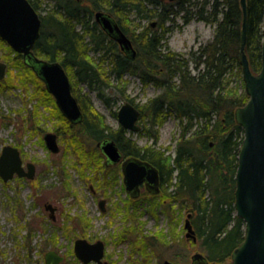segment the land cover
<instances>
[{
    "label": "trees",
    "instance_id": "obj_1",
    "mask_svg": "<svg viewBox=\"0 0 264 264\" xmlns=\"http://www.w3.org/2000/svg\"><path fill=\"white\" fill-rule=\"evenodd\" d=\"M49 1V5H43V0H29L41 18L40 36L32 48L34 55L59 61L68 71L70 80L73 77L76 82L87 83L105 106L110 107L113 116L116 115V100L111 101V97L119 85L106 81L107 69L117 78L129 72L140 77L144 84L152 82L159 88V93L141 105L135 103L140 110V121L144 122L140 132L152 140L151 144L140 146L121 126L108 125L103 114L92 105L90 96L74 86L72 93L82 108L83 118L80 123L73 124L62 115L40 78L24 63L22 54L10 46L15 52L7 63L10 74L0 80V85H13L11 64L19 69L22 67L26 75L18 76L20 86L28 91L27 83H31L33 92L30 96L38 98L31 120H39V105L48 108L50 116L61 120L63 125L55 124L56 132L61 129V138L77 145V152L81 154L76 157L74 166L78 169L82 166L81 169L90 167L95 171L104 165L107 170L117 171V167L106 165L104 155L98 149L97 142L106 138L113 139L124 155L144 158L158 168L160 192L148 193L150 198H158L162 204L167 199L169 211L176 204L187 215L189 213L196 241L206 259L220 264L226 262L244 234L243 219L236 216L234 207L235 172L244 131L234 120V112L248 97L244 91L236 94L229 87L233 75L243 85L239 61L243 13L239 0ZM245 2L247 37L244 52L251 71L257 73L261 68L264 38V0ZM93 9L112 13L132 40L136 50L134 58L124 57L117 42L108 38L97 23H91ZM129 12L138 14L148 23L138 32L131 30L123 23ZM179 14L184 22L196 18L213 26L211 40L187 53L169 48L167 37L176 27L173 22ZM150 21H156V25L151 26ZM89 51L98 52V59L108 58V68L99 67ZM120 94L126 101L134 103L133 98L125 94L124 87H120ZM47 103H50L49 107ZM169 115H174L181 127L173 156L154 146L159 136L158 127ZM83 139L94 141L84 153L86 161L82 156L85 151ZM97 153L100 157L93 159ZM116 209L122 212L121 207ZM131 216L125 212L123 220L129 218L131 222ZM75 222L80 224L79 218ZM125 232L134 234L129 227Z\"/></svg>",
    "mask_w": 264,
    "mask_h": 264
},
{
    "label": "rangeland",
    "instance_id": "obj_2",
    "mask_svg": "<svg viewBox=\"0 0 264 264\" xmlns=\"http://www.w3.org/2000/svg\"><path fill=\"white\" fill-rule=\"evenodd\" d=\"M50 3L49 0H43V5ZM123 23L138 32L148 20L129 12ZM173 24L176 27L167 37L168 46L179 52L187 53L213 37V26L196 18L184 22L179 14ZM89 53L99 63V67L108 68V58L98 59V52ZM14 54L0 39V60L9 63ZM10 68L14 78L13 85L16 86L0 85V151L6 144L16 146L21 152L24 166L26 162L34 163L36 174L33 179L15 175L3 181L0 177V264H45L43 256L50 248L63 254L61 264H84L75 257L72 247L73 242L82 237L89 242L103 241L105 264H162L164 260H170L173 264H191L193 253L204 252L198 241L186 238L187 213L176 204L169 211L167 199L163 204L158 198L151 199L143 188L142 195L131 200L124 189L118 167L117 171L112 168L107 170L103 165L93 171L90 167L81 169L79 164V169L74 166L76 157L81 153L77 152L76 144L61 138L63 131L60 128L57 132L59 150L57 153L49 151L43 135L47 131L56 133V122L63 124L55 116H50L49 109L44 108V105L37 107L40 112L39 120H31L34 105L38 103L36 96H30L33 85L27 83L26 91L18 82L19 77L26 75L21 70L22 67L19 69L11 64ZM17 73L20 75L16 76ZM105 73L106 81L119 85L111 97V101L116 100V110L126 101L120 94V87H124L125 94L139 105L160 91L152 82L144 84L140 77L129 72L121 78L109 73V69ZM9 74L7 72L5 78ZM71 84L76 90L90 96L92 105L103 114L108 125L119 127L110 107L105 106L95 90L87 83L76 82L73 77ZM229 84L236 94L245 92L244 82L241 86L235 75L231 77ZM116 94L119 96L116 97ZM54 102L56 104L55 98ZM139 125L144 127V122L141 120ZM180 129L179 120L174 115L167 116L158 127L159 136L154 146L173 156ZM130 137L140 146L152 142L143 132H132ZM83 141L85 151L82 156L86 161L84 153L88 152L90 145H94V141ZM99 157L100 153L93 155V159ZM101 161L103 162L102 158ZM102 199L104 210L100 209L98 203ZM48 202L56 208L54 219L45 209ZM116 207H121L124 213L117 211ZM125 212L133 216L131 222L129 218L123 220ZM71 217L74 219H70ZM78 218L80 224L75 222ZM128 227L134 234L125 232ZM222 264H232V261L228 258Z\"/></svg>",
    "mask_w": 264,
    "mask_h": 264
},
{
    "label": "water",
    "instance_id": "obj_3",
    "mask_svg": "<svg viewBox=\"0 0 264 264\" xmlns=\"http://www.w3.org/2000/svg\"><path fill=\"white\" fill-rule=\"evenodd\" d=\"M241 3L243 18L240 42V66L244 82L247 102L237 106L234 120L239 124L244 136L238 151L237 168L235 172L234 207L238 218L243 219V240L233 248L230 255L232 264H264V38L261 47V68L253 73L249 67L248 57L245 55L246 41V2ZM95 18L100 22L102 29L117 41L121 50L134 57L136 50L132 40L114 21L109 13L97 11ZM154 23V22H153ZM152 23V25H153ZM41 18L29 0H0V38L18 54H22L24 63L29 66L36 76L44 83L47 91L55 97L56 104L65 118L72 123L82 120V110L78 100L72 94L69 75L60 62L41 59L34 55L32 48L40 36ZM7 63L0 60V80L7 72ZM140 112L137 107L128 101L121 104L117 111L120 126L137 131L140 126L136 121ZM46 147L53 153L59 150L57 134L47 131L43 135ZM105 156L108 164L118 163L121 159L119 148L113 139H103L97 144ZM125 190L131 197L139 195V185L145 183L147 192H159V170L146 159L132 156L122 162ZM35 164L26 162L24 167L21 152L16 146L6 144L0 151V177L3 181L19 177L33 179ZM99 206L104 210V199ZM45 209L54 219L55 207L48 202ZM189 213L185 221L186 238L196 240L195 230L189 220ZM75 256L84 264L103 263L105 245L102 240L89 242L85 238H77L73 242ZM63 254L50 248L44 253L45 264H61ZM162 264H173L164 260ZM191 264H215L209 262L202 252H195L191 256Z\"/></svg>",
    "mask_w": 264,
    "mask_h": 264
},
{
    "label": "flooded vegetation",
    "instance_id": "obj_4",
    "mask_svg": "<svg viewBox=\"0 0 264 264\" xmlns=\"http://www.w3.org/2000/svg\"><path fill=\"white\" fill-rule=\"evenodd\" d=\"M77 1H80V0H77ZM162 1H164V2H173V1H176V0H162ZM97 11H105V12H107V13H109V15L111 16V18L114 20V21H116L117 22V19H115L114 17H113V15H112V13H110L109 11H106V10H103V9H93V17H92V22L91 23H97V25L100 27V29L101 30H103L102 29V26H101V24H100V22L95 18V13L97 12ZM150 23H151V26H155L156 25V21H154V23L152 22V21H150ZM152 23H153V25H152ZM104 31V30H103ZM106 34H107V36H108V38H111L109 35H108V33L106 32V31H104ZM111 40L112 41H114V39H112L111 38ZM114 42H117V41H114ZM117 44H118V42H117ZM134 48V47H133ZM118 50L120 51V53L124 56V57H126V58H134V57H131V56H129V55H127V52H125V51H123V50H121L120 49V47H119V44H118ZM113 53V52H112ZM40 58V57H39ZM43 58V57H42ZM41 58V59H42ZM43 59H45V58H43ZM47 60V59H46ZM50 61V60H49ZM57 61V60H56ZM59 62V61H58ZM61 64V63H60ZM64 67V66H63ZM65 68V67H64ZM66 70V69H65ZM66 73H67V70H66ZM126 73H128V72H126ZM125 74V73H124ZM67 75H68V73H67ZM116 77V76H115ZM117 78V77H116ZM69 79H70V77H69ZM70 83H71V80H70ZM71 86H72V84H71ZM72 88H73V86H72ZM73 94V93H72ZM74 96V95H73ZM77 98V97H76ZM78 100V99H77ZM131 102V101H130ZM79 103V102H78ZM132 103V102H131ZM132 104H134L135 106H136V104L135 103H132ZM79 106H80V104H79ZM137 107V106H136ZM137 109H138V107H137ZM81 110H82V108H81ZM139 110V109H138ZM117 111L118 110H116V114H117ZM139 112H140V110H139ZM140 115V114H139ZM141 116V115H140ZM140 116H139V119L136 121V123H137V125H139V122H140ZM115 117L117 118V116L115 115ZM117 120H118V118H117ZM81 122V121H80ZM80 122H77V123H80ZM77 123H73V124H77ZM118 126H120L119 125V123H118ZM140 126V129L139 130H137V131H134V130H130V129H127V128H124V127H122L123 129H125V131H126V134L127 135H130L131 136V133L132 132H135V133H138V132H140V130H141V125H139ZM55 134H57V132L55 133ZM57 137H58V134H57ZM99 142H97V144H98ZM117 148H118V146H117ZM98 149H99V147H98ZM101 150V149H100ZM119 151H120V153H121V160L118 162V163H115V164H108L107 163V161H106V159H105V156H104V159H105V163H106V165H108V166H114V167H118L119 168V170H120V172H121V175H122V177H123V172H122V169H121V165H122V162L125 160V159H128V158H130V157H132V156H129V155H124L123 153H122V151L120 150V148H119ZM103 154V153H102ZM135 157H137V156H135ZM139 158V157H138ZM140 159H142V158H140ZM144 159V158H143ZM142 159V160H143ZM159 178H160V176H159ZM121 180H122V178H121ZM122 182H123V184H124V181L122 180ZM160 183H161V178H160ZM141 188H143V190H145L146 192H147V190H146V187H145V183H141L140 185H139V190H140V192H139V195H137L136 197H134V198H139L141 195H142V190H141ZM159 188H160V184H159ZM124 189H125V186H124ZM125 191H127V190H125ZM159 192H160V190H159ZM147 193H150V192H147ZM127 194L129 195V196H131V194L127 191ZM95 262V261H94ZM105 262L106 261H104L103 260V263L105 264ZM96 263V262H95ZM191 263V262H190ZM97 264V263H96Z\"/></svg>",
    "mask_w": 264,
    "mask_h": 264
}]
</instances>
